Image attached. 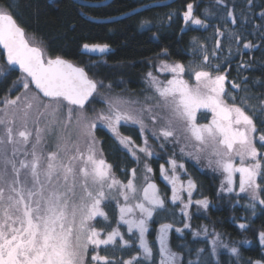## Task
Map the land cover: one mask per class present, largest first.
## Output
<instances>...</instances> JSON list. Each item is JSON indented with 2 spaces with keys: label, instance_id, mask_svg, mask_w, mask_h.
Returning a JSON list of instances; mask_svg holds the SVG:
<instances>
[{
  "label": "snow or ice",
  "instance_id": "obj_1",
  "mask_svg": "<svg viewBox=\"0 0 264 264\" xmlns=\"http://www.w3.org/2000/svg\"><path fill=\"white\" fill-rule=\"evenodd\" d=\"M216 3L223 4L224 0ZM19 7L0 5V48L7 64L18 66L25 74V93L30 85L37 91L5 98L0 108V264H181V257L169 245L172 223L160 224L158 249L146 240L154 216L175 213L166 194H160L148 175L153 168L146 159L153 155L162 158L149 144L150 138L159 141L161 150L171 152L168 167L160 164L159 171L171 185V205L178 204L188 220L193 205L197 211L206 212L210 201L193 197L197 184L192 178L186 176L185 187L181 179V173L187 174L182 162L185 156L197 163L206 159L208 166L223 177L219 191L246 198L244 207L252 209L253 215L257 205L264 206V131L258 130V124L264 128V92H254L257 86L264 88V80L250 81L241 72L252 67L243 61L247 55L243 49L260 46L246 40L242 31L217 27L211 55L206 45L193 38V54L202 58L199 65L190 62L186 67L162 59L156 71L170 73L171 78L161 81L148 72L146 83L152 93L143 101L104 96L106 108L97 111L92 106L105 87L104 81L91 78L85 68L62 56H51L42 41L33 43L17 23ZM260 15L264 19V12ZM227 17L233 25L239 23L234 10L227 11ZM183 19L186 25L208 27L195 14L193 3L186 4ZM240 19H247L243 11ZM149 23L143 21L141 26ZM259 27L264 39V25ZM222 37L229 44L230 56L232 43L237 45L236 53L241 56L239 81L228 78L230 59L223 66L211 62L223 49ZM83 48L104 52L108 45L84 44ZM162 55L167 57L166 48ZM201 110L205 119L210 114L207 123L197 121ZM98 125L111 132L137 164H143L142 176L133 167L126 170L130 172L126 182L116 178L113 165L98 148ZM130 125L138 126L142 146L120 131ZM72 128L75 137L69 131ZM48 140L54 148L45 154ZM168 144L179 146L180 157L175 147L167 148ZM184 191L186 198L181 196ZM113 203L118 218L106 210ZM121 225L127 226V235ZM189 227L184 223V228ZM249 227L248 223L239 224L241 230ZM176 231L183 234L181 228ZM203 231L208 234L207 228ZM259 241L264 245V229L259 231ZM218 247L240 254L235 245L225 244L217 235L212 241V255ZM199 264L209 262L201 259ZM249 264H264V259Z\"/></svg>",
  "mask_w": 264,
  "mask_h": 264
},
{
  "label": "trees",
  "instance_id": "obj_2",
  "mask_svg": "<svg viewBox=\"0 0 264 264\" xmlns=\"http://www.w3.org/2000/svg\"><path fill=\"white\" fill-rule=\"evenodd\" d=\"M82 1L99 3L106 0ZM151 1L163 0H112L99 7L83 6L76 0H0V5L12 3L15 8L19 4L20 7L16 10L17 23L25 29L28 37L36 38L39 43L42 41V46L47 48L51 56L59 55L71 60L85 68L91 78L104 81L105 87L101 89L100 96H97L96 103L92 106L97 111L104 108L105 102L102 98L104 96L127 97L140 93L148 85L146 74L150 71L155 73L162 59L168 63H182L186 67L190 62L199 65L202 58L193 54V38L197 43L206 45L211 55V50L215 47L217 27L221 30L225 27L230 30L238 29L243 32L246 40H251L260 46L251 50L243 49L247 53L243 56V61L250 63L252 67L248 71L241 70V72L242 75L248 76L250 81L264 80V39L261 38L259 27L264 25V19L260 15L264 12V0H251V3H248V0H224L223 4L216 3V0H177L171 5L150 8L108 23L88 19L118 17ZM187 3L194 4L195 14L208 24L206 29L185 24L183 12ZM225 5L227 11L234 10L238 24L231 23ZM242 11L247 17L245 20L240 19ZM143 21L150 23L142 27ZM220 39L224 45L223 49L218 52L217 58H211V62L213 64L219 62L223 66L225 61L230 59L228 78L239 81L241 76L237 73V67L241 63V56L236 53L237 45L232 43L230 56L228 42L223 37ZM84 44H107L111 47V51L104 57L90 58L81 52ZM165 48L168 50L167 57L162 55V50ZM22 77L25 75L21 71L5 62L0 49V102L8 96L13 98L21 94ZM108 84L112 85L111 89L107 88ZM10 88L11 92H9ZM28 91L36 92L31 85ZM254 92L259 94L264 92V88L257 86ZM258 130L264 131V128H260L258 124ZM120 131L124 135L131 136L137 145L143 144L138 126H122ZM96 136L99 140L98 148L103 150L106 161L113 165L117 179L126 182L130 177V172H126L127 169L136 167L140 171V164L133 160L131 154L119 145L106 128L101 130L98 125ZM150 141L154 144L155 151L161 153L162 158L155 155L149 158L147 162L152 166L153 172L148 175L157 183L160 194H166L170 208H175V213L169 211L164 215L154 216L149 222V246L155 243L158 249L160 224L172 223L174 227L169 232V245L172 251L177 252L181 257V264H188L189 260L193 264H199L200 258L208 261L209 264H249V261L264 259V245L259 241V231L264 229V206L257 205L253 215V210L244 207L248 202L246 198L240 199L235 193L219 191V174L203 169L191 160H185L187 174L181 173V179L186 181V176L192 178L197 184L193 197L196 199L207 197L210 201L206 212L203 209L197 211V206L193 205L189 209L191 219L188 220L182 215L178 204L171 205V185L160 175L159 166L164 163L165 167H168L166 160L171 152L161 150L158 147L159 141L158 143L151 139ZM50 148H54V144L48 140L45 142V154ZM167 148L170 150L169 147ZM237 199L239 203L236 202ZM106 210L110 216L118 218V213L114 212V203ZM184 223L190 224V227L184 228ZM240 223H248L250 227L241 230ZM120 227L127 235L126 226ZM176 228L183 229V234L177 232ZM204 228H207V235L204 234ZM217 233L230 243L239 245V256L230 252H221L217 257L211 254L212 238ZM199 249L204 251L199 252Z\"/></svg>",
  "mask_w": 264,
  "mask_h": 264
},
{
  "label": "rangeland",
  "instance_id": "obj_3",
  "mask_svg": "<svg viewBox=\"0 0 264 264\" xmlns=\"http://www.w3.org/2000/svg\"><path fill=\"white\" fill-rule=\"evenodd\" d=\"M29 39L33 42V43H36V44H40L39 43V41L36 39V38H34V37H32V36H29ZM160 65V63H158V65H157V67ZM157 69V68H156ZM156 69H155V73H153L154 75H156L158 78H159V80H161V81H165V77H167V78H171V74L170 73H167V72H158V71H156ZM23 78V77H22ZM185 78H188L187 77V75L185 76ZM21 96H23L24 94H29V95H31L33 92H30L29 93V91H27V93H25V89L23 88V80L21 79ZM166 82V81H165ZM195 81H194V79L192 80V83H194ZM152 93V90H151V88L147 85L145 88H143L142 89V91L140 92V93H138V94H136V95H130V96H123V95H119V96H121V97H124L125 99H130V100H137V99H139V100H141V101H143V99H144V97L146 96V95H148V94H151ZM7 98H12V97H7ZM15 97H13L12 99H14ZM4 107V104H3V101H1L0 102V108H3ZM104 108H106V104L104 103ZM103 108V109H104ZM9 111L11 112V108H9ZM204 110H201V112H203ZM200 112V113H201ZM92 113H90L89 112V115H91ZM35 118V115H33L32 116V119H34ZM210 114H208V118L207 119H205L204 118V115L203 114H200L199 115V113L197 114V121H198V123H207L208 122V120H210ZM41 120H42V122H43V118H41ZM18 124H19V122H18ZM69 131H72L73 132V136L75 137V129L74 128H72V129H69ZM149 137H151V133L150 132H148V133H146ZM141 139H142V141H143V137L141 136ZM151 139V138H150ZM153 142H156V143H158V141H154L153 139H151ZM149 144L150 145H152L154 148H155V146H154V144L149 140ZM159 144V143H158ZM142 146V145H141ZM167 147H169L170 149H172V148H176V156L177 157H180V152H179V146H177V145H172V144H168L167 145ZM155 150H156V148H155ZM209 152L211 151V149L209 148V150H208ZM170 155H171V153H170ZM202 155H206V154H202ZM141 156H143V153H141ZM149 160V158H147L146 159V162ZM185 160H191V161H193V162H195L196 164H198L201 168H203V169H209V170H211V171H213V169L211 168V167H209L208 166V164H207V160L206 159H202L201 161H200V163H197L194 159H189L187 156H185L184 158H183V161L182 162H185ZM148 163V162H147ZM164 164V163H163ZM140 171H138V176H142V174H143V164H140ZM215 172V171H214ZM217 174H219V176H220V184H221V181H222V179H223V177H222V175L220 174V173H218V172H216ZM184 181V184H185V187H186V181L185 180H183ZM152 182H154L153 180H152ZM156 183V182H155ZM157 184V183H156ZM158 186V185H157ZM236 191L238 192V174H237V188H236ZM185 193H187L186 191H184V192H182L181 193V196L182 197H184V198H186L187 197V194H185ZM250 210H252V209H250ZM136 215L138 216L139 215V213L137 212L136 213ZM150 222V221H149ZM126 226V225H125ZM126 230H127V226H126ZM148 230H149V226H148ZM138 234V233H137ZM219 236V238H220V241H223L225 244H228L229 246H232V245H235L238 249H239V245L237 244V243H230L226 238H224L221 234H219V233H217V234H215V236L212 238V241L214 240V239H216V236ZM146 240H147V242L149 241L148 240V232L146 233ZM149 243V242H148ZM218 243H219V241H218ZM221 252H230L227 248H224V247H218L217 248V251H216V254L214 255L215 257H217ZM231 253V252H230ZM200 260H201V258H200Z\"/></svg>",
  "mask_w": 264,
  "mask_h": 264
},
{
  "label": "water",
  "instance_id": "obj_4",
  "mask_svg": "<svg viewBox=\"0 0 264 264\" xmlns=\"http://www.w3.org/2000/svg\"><path fill=\"white\" fill-rule=\"evenodd\" d=\"M77 3H79L80 5H83V6H89V7H99V6H103V5H106L108 4L109 2H111L112 0H106L104 2H99V3H94V2H88V1H82V0H76ZM177 0H163V1H151L147 4H144V5H141V6H138L137 8H135L134 10L124 14V15H121V16H118V17H114V18H109V19H93V18H88L89 20L91 21H94V22H99V23H108V22H112V21H116V20H119V19H122V18H125L127 16H131V15H134L136 13H139V12H142L144 10H147V9H150V8H156V7H164V6H168V5H171L173 3H175ZM89 45H95V44H89ZM99 45H104V44H99ZM3 52V49L0 48ZM111 51V47L108 46V49L104 52H99V51H91V50H87V49H84L82 47L81 49V52L85 55H88L90 57H93V58H101V57H104L106 56L109 52ZM4 55V53H3ZM64 58V57H63ZM66 59V58H64ZM4 60L5 62L7 63L6 61V56L4 55ZM68 60V59H66ZM71 61V60H69ZM72 63H74L73 61H71ZM76 64V63H74ZM77 65V64H76ZM12 66V65H10ZM79 67H82L80 65H77ZM13 68L17 69L18 71H20L19 67L18 66H12ZM24 74V73H23ZM25 75V74H24ZM30 79V78H29ZM32 88L37 91L35 89V86L34 85H31ZM42 95V94H41Z\"/></svg>",
  "mask_w": 264,
  "mask_h": 264
},
{
  "label": "bare ground",
  "instance_id": "obj_5",
  "mask_svg": "<svg viewBox=\"0 0 264 264\" xmlns=\"http://www.w3.org/2000/svg\"><path fill=\"white\" fill-rule=\"evenodd\" d=\"M147 4V3H146ZM144 5V4H143ZM90 57V56H89ZM90 58H93V57H90Z\"/></svg>",
  "mask_w": 264,
  "mask_h": 264
}]
</instances>
